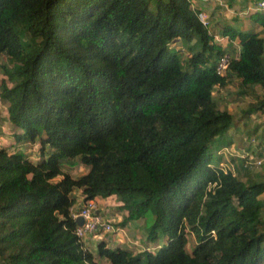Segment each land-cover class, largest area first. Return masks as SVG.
Returning a JSON list of instances; mask_svg holds the SVG:
<instances>
[{
	"label": "trees",
	"instance_id": "trees-1",
	"mask_svg": "<svg viewBox=\"0 0 264 264\" xmlns=\"http://www.w3.org/2000/svg\"><path fill=\"white\" fill-rule=\"evenodd\" d=\"M199 12L191 0H0L13 64L2 96L16 140L39 151L0 145V264H264V181L216 161L238 122L214 97L233 76L264 89V37L225 25L241 52L218 74L227 49ZM250 19L264 33V12ZM255 96L244 116L264 110ZM76 158L78 178L63 169ZM78 190L116 196L128 219L152 211L147 240L165 242L94 252L77 234Z\"/></svg>",
	"mask_w": 264,
	"mask_h": 264
},
{
	"label": "rangeland",
	"instance_id": "rangeland-1",
	"mask_svg": "<svg viewBox=\"0 0 264 264\" xmlns=\"http://www.w3.org/2000/svg\"><path fill=\"white\" fill-rule=\"evenodd\" d=\"M173 46L181 50L185 59L188 57L189 53L186 51V43L184 41L178 40ZM229 47H231L229 51L231 57L240 54L241 48L237 43H230ZM12 65L7 55L3 54L0 56V145L6 146L12 151L23 152L36 161L39 157L38 143L16 140L15 135L17 130L9 118V102L2 96L4 83H8L10 87L13 86V83L9 82V77L5 73L6 68H11ZM255 95H258L259 100H262L264 98V89L258 86L253 91H250L249 88L244 90L241 86L240 79L236 76L230 77L229 83L226 86L215 89L214 97L219 107L232 112L238 122L237 126L231 130V134L227 137V144H224V146L221 145L218 149L216 161H219L218 164L220 167L233 171L242 179L264 181V162L262 166L255 164L257 158L264 156V110H259V112L249 113V116H244L246 114L245 111L249 109L252 103L256 102L257 96ZM228 140L231 142H228ZM214 165H217V163H214ZM63 169L75 178L82 176L88 171L87 166L79 158L66 161L63 164ZM103 198H105V201L99 202L101 211L103 207L110 210V221L117 227L119 226L123 229L119 235L104 234L102 237L97 238V242L93 246H88L91 250L96 252L98 242L105 239L111 247L118 246L117 243L119 242L121 246L131 248L135 251H140L148 246L155 249L159 244L165 242V234L163 231H159L158 239L151 242V244H149L146 238L145 234L148 233L154 218L152 211L149 210V212L143 213L142 217L136 216L128 219L130 210L122 207V203L117 197H113V199L110 197L108 199L107 197ZM260 199L264 203V194L260 196ZM188 239L189 243L187 248L189 251H192L198 240L193 233L188 234ZM136 240H138V244L135 243ZM96 256L99 260V256L97 254ZM101 262L102 264H106L103 258H101Z\"/></svg>",
	"mask_w": 264,
	"mask_h": 264
},
{
	"label": "crops",
	"instance_id": "crops-1",
	"mask_svg": "<svg viewBox=\"0 0 264 264\" xmlns=\"http://www.w3.org/2000/svg\"><path fill=\"white\" fill-rule=\"evenodd\" d=\"M257 2L258 0H191L192 6L194 8H198L202 12L204 11L209 16V27L210 30L213 31L211 32L214 34L215 41L227 49V54H230V43H237L240 48L241 45L238 40L231 41L229 37L223 35L222 31L225 25H230L235 27L236 29L241 30H251L253 32L260 33V35L264 37L262 26L252 22L250 19L251 14L255 11L254 7ZM238 56L239 55L232 57ZM75 195L77 197V202L73 208L74 213L83 206L84 200V195L81 193V191L75 192ZM113 197L116 196H112L110 198L113 199ZM108 198L109 197H107V199ZM96 200L98 203L104 202L105 198L100 196ZM110 212V210L103 207L102 213L109 220L111 218ZM145 235L146 238H148V233H146ZM97 238H99V236L89 235L87 239V246H93L97 242ZM137 242L138 240L135 241L136 244H138ZM149 244L151 243L149 242ZM117 245L121 246L119 242L117 243Z\"/></svg>",
	"mask_w": 264,
	"mask_h": 264
},
{
	"label": "built area",
	"instance_id": "built-area-1",
	"mask_svg": "<svg viewBox=\"0 0 264 264\" xmlns=\"http://www.w3.org/2000/svg\"><path fill=\"white\" fill-rule=\"evenodd\" d=\"M255 11L264 12V0H258L257 4L254 7ZM201 21L209 27L210 20L209 16L203 11H200L198 14ZM230 54H226L220 57L217 60V72L218 74L224 75L227 73L230 63H231ZM264 162V156L259 157L255 160L257 166H262ZM84 217V224L78 225L77 234L82 239V241L87 245L88 236L95 235L102 237L104 234H118L122 231L121 227H117L112 221L108 220L105 215L102 213L99 203L96 199H87L83 200V206L74 213V217L78 216ZM106 240V239H105Z\"/></svg>",
	"mask_w": 264,
	"mask_h": 264
},
{
	"label": "water",
	"instance_id": "water-1",
	"mask_svg": "<svg viewBox=\"0 0 264 264\" xmlns=\"http://www.w3.org/2000/svg\"><path fill=\"white\" fill-rule=\"evenodd\" d=\"M76 222H77V224L78 225H83L84 224V217L83 216H78L77 218H76Z\"/></svg>",
	"mask_w": 264,
	"mask_h": 264
}]
</instances>
